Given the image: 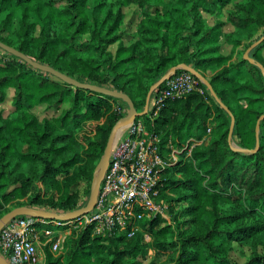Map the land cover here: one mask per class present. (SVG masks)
Masks as SVG:
<instances>
[{"label": "trees", "instance_id": "16d2710c", "mask_svg": "<svg viewBox=\"0 0 264 264\" xmlns=\"http://www.w3.org/2000/svg\"><path fill=\"white\" fill-rule=\"evenodd\" d=\"M233 1L0 0L1 42L77 80L125 92L138 111L151 88L179 64L206 78L210 70L221 100L199 81L204 93L168 99L154 128L149 114L143 116L164 152L170 140L177 147L191 140L162 172L160 198L169 202L170 221L157 215L132 237L93 236L88 225L75 232L65 253L55 255L47 245L45 264H264V40L250 51L252 61L233 55L264 36V0L239 1L225 13ZM131 5L139 18L127 42ZM207 15L217 18L214 24ZM228 23L234 30L224 33ZM222 38L230 54L221 51ZM8 89L15 95L14 109L6 116L0 110V206L31 193L30 204L77 209L74 186L93 180L111 130L124 116L114 110L119 99L74 87L0 47V103ZM42 104L68 106L40 119L34 110ZM104 117L86 143L78 139L85 124ZM39 182L51 194L48 200ZM172 202L186 207L171 215ZM235 247L243 255L250 248L247 261L228 258ZM150 249L166 258L146 263Z\"/></svg>", "mask_w": 264, "mask_h": 264}, {"label": "built area", "instance_id": "2783aa9c", "mask_svg": "<svg viewBox=\"0 0 264 264\" xmlns=\"http://www.w3.org/2000/svg\"><path fill=\"white\" fill-rule=\"evenodd\" d=\"M179 70L165 81V87L158 94L151 97L153 104L147 114L152 120L168 99L184 97L192 91L204 93L199 86L201 79L188 70ZM190 141L184 147H175L170 140L166 145L169 151L164 152L160 136L154 130L150 131L141 118H136L111 150L93 209L64 224L78 232L91 225L95 236L125 234L132 237L143 230L141 221L146 217L150 220L160 215L170 221L169 203L160 198L162 172L189 147ZM44 224H47L46 219L35 215L9 219L0 230V253L11 264H41L40 238L54 234ZM145 238L151 239L147 234ZM60 241L59 238L53 243L52 250L59 249Z\"/></svg>", "mask_w": 264, "mask_h": 264}, {"label": "rangeland", "instance_id": "374dc122", "mask_svg": "<svg viewBox=\"0 0 264 264\" xmlns=\"http://www.w3.org/2000/svg\"><path fill=\"white\" fill-rule=\"evenodd\" d=\"M239 1H242V0H234L231 4H229V6L225 9L226 10L225 13L229 12L228 9L233 8V5H235V3L239 2ZM89 13H91V9H89ZM206 17H207V22L209 24H214L216 19H217L215 16L207 15ZM224 17L226 19V14ZM138 18H139V8H137V6L131 5L128 8H126L125 24L127 25L128 30H126V33L124 35V39L127 42L130 40L131 34L134 33V31H135L134 26L136 25ZM128 24H130V25H128ZM233 30H234L233 25H231V23H228L227 25L224 26L223 31H224V33H227V32H232ZM245 47H246V45L244 44L243 46L239 47L236 50V52L233 54L234 60H238L241 57V55L245 53L244 52ZM113 49H115V48L113 47ZM221 51L223 52V54H226V55L230 54L232 51V47L230 45H228L227 43H225L224 38H222ZM263 54H264V49H263ZM211 75H212V72L210 70L207 71V79H210ZM14 95H15L14 89H8L6 100L4 102L0 103V110L4 113L5 116L8 115L14 109L13 104H12ZM67 106H68V104L64 105L58 109V108H47L46 105L42 104V105L37 106L34 111L38 114L40 119H42L44 117L51 118V117L59 115L61 110ZM114 110H116L119 113H122L124 115L123 117H125L129 112V107L124 100L119 99V101L116 102L114 105ZM148 116H149V119L151 122V126H152V128H154V120L151 119L150 115H148ZM139 118H141L143 121L145 120L143 116H141ZM105 121H106V118L104 117L99 121L88 122L87 124H85L84 129L78 133V139L80 141L86 143L87 137H90V136L93 137L95 135V132L97 131L98 126L103 124ZM150 131H151V129H150ZM209 138H210V136H208L207 142H209ZM186 143H187V141L183 142L184 145ZM175 147H177V146L175 145ZM60 177L63 178V177H65V175H60ZM38 185L41 188V190H40L41 197L45 200H48L49 197H51V194L45 195V191L43 189L44 188L43 184L41 182H39ZM92 185H93V180L91 181V183H88L87 181L85 182L83 180H78L77 184L74 186V190L78 191L80 194L79 207L78 208L85 207L87 205V203L89 202ZM170 194H171V192H170ZM171 195H174V194L172 193ZM29 196H31V193H29L27 196H25L23 198L13 199L11 202L3 204V206H0V219L6 213L12 211L13 209H15L17 207H21V206L35 207V208H38V209L43 210V211H48V212H52V213H59V214H65L67 212L73 211V210H67V211L55 210V209L48 207L45 204H38V203L30 204ZM162 200H164L165 202H168L167 199L163 198ZM171 204H172V207L170 208L171 215H175L182 207L183 208L186 207L185 203L172 202ZM40 218H43V217H40ZM148 220H149L148 217L144 218L141 221V224L146 223ZM170 220H171V217H170ZM185 220L186 219L183 218L182 221H185ZM46 221H47V224H44V227L53 230L54 234H52L50 237L42 236L40 238L38 249H39L40 257L42 259L41 264H45V260H46L45 247L47 245L50 244V250L55 255L65 253L69 249V246H70L69 241L78 232V230L76 231V229H73L70 225L64 224V223H67V221H69V220H67V221L61 220L60 221L58 219L57 220L46 219ZM51 225H54V226L51 227ZM82 230L83 229H80L79 233ZM92 235L95 236L93 234V228H92ZM59 238L61 239L59 249L57 251L52 250L53 243L55 241H57ZM259 252L260 253L262 252L261 247H259ZM250 254H251V250L248 247H244V255L241 254L239 247H235L229 253L228 258L232 262L244 263L245 261L248 260ZM165 258H166V256H157L155 251L153 249H150L147 252V257L145 258V262L146 263H150L151 261L160 262L161 260H164Z\"/></svg>", "mask_w": 264, "mask_h": 264}, {"label": "water", "instance_id": "95a60500", "mask_svg": "<svg viewBox=\"0 0 264 264\" xmlns=\"http://www.w3.org/2000/svg\"><path fill=\"white\" fill-rule=\"evenodd\" d=\"M264 40V36L261 37V39H259L258 41L254 42L248 49L247 51L244 53V58L252 61V58L249 56L250 51L255 48L260 42H262ZM0 47L3 48L4 50H6L7 52L17 55L23 59H25L27 62H29L31 65H33L35 68H38L42 71L48 72L50 74H52L55 77H58L59 79H61L64 82L69 83L70 85L74 86V87H81V88H85V89H89L92 91H97L118 99H122L124 100L128 107H129V112L125 117H122L112 128L111 133L109 135L102 159L100 161V163L98 164L97 168L94 171V176H93V185H92V189H91V195H90V199L89 202L87 203V205L85 207H81V208H77L71 212H67L65 214H59V213H52V212H48V211H43L40 210L38 208L35 207H29V206H21V207H17L15 209H13L12 211L6 213L3 217H1L0 219V230L2 228V226L5 224V222H7L9 219L14 218L18 215H35V216H40L43 217L45 219H52V220H70L76 217H79L81 215L87 214L89 213L96 202V198L99 192V188L100 185L102 183L104 174L106 172L108 163H109V158H110V154H111V150H112V146L117 134V130L119 128V126L124 122V121H134L136 118L144 116L148 113L149 111V106H150V99H151V94L152 92L155 90V88L161 84L162 82L166 81L168 78H170L173 74H175L177 72V70L179 69H185L188 70L190 72H192L196 77H198L199 79H201V81L207 86L208 90L210 91V93L215 97V99L221 103V100L218 98L215 90L213 89L212 84L210 83L209 79H207L200 71L195 70L194 68L187 66L186 64H179L176 66H173L161 79L158 83H156V85H154L151 90L150 93L148 95L147 98V103L145 105V108L143 111H138L137 108L135 107V104L133 102V100L129 97L128 94H126L125 92L122 91H118V90H114L108 87H104V86H100L97 84H92L89 82H82L80 80H77L76 78H73L65 73L60 72L59 70L51 67L48 64H44L41 62H38L36 60H33L31 57H29L28 55H26L25 53L19 51L18 49L9 46L3 42L0 41ZM263 69V67H261ZM234 121V119H233ZM233 123L231 126V130H230V138L232 136V132H233ZM258 127H259V123H258ZM259 147V140L257 141V146L254 149V151H256ZM0 264H11L1 253H0Z\"/></svg>", "mask_w": 264, "mask_h": 264}, {"label": "bare ground", "instance_id": "6f19581e", "mask_svg": "<svg viewBox=\"0 0 264 264\" xmlns=\"http://www.w3.org/2000/svg\"><path fill=\"white\" fill-rule=\"evenodd\" d=\"M132 123V121H124L120 126H119V128H118V130H117V134H116V139L114 140V143H113V146H112V149H113V147L116 145V143H117V140L119 139V137L121 136V134L123 133V131L127 128V126L129 125V124H131Z\"/></svg>", "mask_w": 264, "mask_h": 264}, {"label": "crops", "instance_id": "0c3cea01", "mask_svg": "<svg viewBox=\"0 0 264 264\" xmlns=\"http://www.w3.org/2000/svg\"><path fill=\"white\" fill-rule=\"evenodd\" d=\"M153 102H152V98L150 99V106H152Z\"/></svg>", "mask_w": 264, "mask_h": 264}]
</instances>
